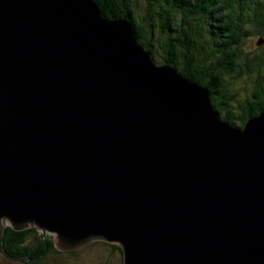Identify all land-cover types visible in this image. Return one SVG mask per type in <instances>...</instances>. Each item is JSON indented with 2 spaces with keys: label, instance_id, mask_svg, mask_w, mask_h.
Masks as SVG:
<instances>
[{
  "label": "water",
  "instance_id": "1",
  "mask_svg": "<svg viewBox=\"0 0 264 264\" xmlns=\"http://www.w3.org/2000/svg\"><path fill=\"white\" fill-rule=\"evenodd\" d=\"M94 0H0V225L122 264H264V110L223 121Z\"/></svg>",
  "mask_w": 264,
  "mask_h": 264
},
{
  "label": "trees",
  "instance_id": "2",
  "mask_svg": "<svg viewBox=\"0 0 264 264\" xmlns=\"http://www.w3.org/2000/svg\"><path fill=\"white\" fill-rule=\"evenodd\" d=\"M94 2L102 17L127 20L157 64L172 66L185 79L208 89L223 121L243 127L249 117L264 110V77H259L258 69L264 62V44L251 55L242 51L248 37L257 35L264 41V0ZM253 65L254 70L247 68ZM242 73L255 75L253 89L250 97L234 98L233 82ZM105 243L122 260L120 246ZM76 252L57 250L54 239L43 237L34 227L20 231L0 227V259L42 264L50 253Z\"/></svg>",
  "mask_w": 264,
  "mask_h": 264
},
{
  "label": "rangeland",
  "instance_id": "3",
  "mask_svg": "<svg viewBox=\"0 0 264 264\" xmlns=\"http://www.w3.org/2000/svg\"><path fill=\"white\" fill-rule=\"evenodd\" d=\"M244 41L245 42L242 47L243 49L242 51H245L249 55L252 54L251 52L253 50L257 51L258 48L262 44H264V41H260L259 36L257 35L248 37ZM240 63L241 61H239V64ZM249 63L251 64V62ZM254 67L255 65L247 66L249 70L250 69L254 70ZM258 69L260 73L259 77H264V62L258 66ZM254 79H255V75L253 73L240 74L237 80L233 82V88H234L233 92L236 94L234 98H241L245 96L250 97V93L252 92V89H253L252 83ZM0 227L3 228L2 225H0ZM40 233L43 237L47 236V237L53 238L49 234H44L42 232ZM57 250H60V249L57 248ZM76 250L77 252L71 255L69 254L57 255V254L50 253V255L47 256L46 260L42 264H122V260H120L117 253L112 251L111 247H109L108 244L105 243V241H93ZM0 264H22V263L10 261L4 258L2 259L1 257Z\"/></svg>",
  "mask_w": 264,
  "mask_h": 264
}]
</instances>
